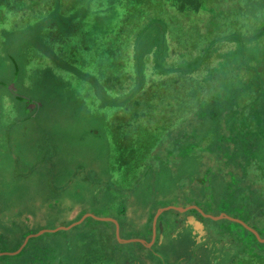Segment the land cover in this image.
I'll use <instances>...</instances> for the list:
<instances>
[{"label": "rangeland", "instance_id": "1", "mask_svg": "<svg viewBox=\"0 0 264 264\" xmlns=\"http://www.w3.org/2000/svg\"><path fill=\"white\" fill-rule=\"evenodd\" d=\"M224 1L207 0L206 10L191 16L197 22H205L209 9ZM234 1L227 0L225 6ZM166 8L165 2L158 11L167 14ZM252 13L249 14L255 19ZM258 18H264V10L258 11ZM37 19V22H57L54 18L41 21V16ZM33 33L18 34L0 47V264H24L22 246L27 238L44 235L39 245L48 243V233H56L51 237L56 242L65 237L69 243L85 242L94 225L105 226L110 221L98 222L91 215L117 220L121 214L125 215L135 226L141 222V230L135 234L146 237L156 213L168 206H195L188 212L198 211L215 236L227 228L229 232L235 228V232L246 234L250 252L256 243H259L258 251L264 249V237L259 235L262 240L257 237L259 242L254 241L252 231L240 222L226 217L212 218L225 214L240 219L264 236V204H252L255 193L251 189V184L256 185V194L264 197V175L258 178L254 165L249 169L247 162L257 156L249 153L244 157L247 163L241 162L240 154L250 144L241 145L231 156L226 150L219 153L218 146H213L222 142L227 131H236L235 122L239 125L237 132L244 128L240 126L241 119L231 115L238 95L229 88H224L222 93L228 81L221 79V74L216 73V81L203 86L202 123L190 138L192 142L181 141L172 147L169 143L172 141L156 128L163 118L167 117L168 123L173 120L175 112L168 109L146 117L147 113L139 112L140 103L133 102L131 106L138 114L125 110L119 102L111 105L91 96L82 82L88 77L71 71L68 78L58 61L44 56ZM101 55L94 59L98 69L110 71L109 60L103 62ZM120 55L116 53L112 58L115 69L123 66ZM112 75L122 82L121 77ZM172 86L179 90L189 87L187 84ZM250 88L248 102L256 103L264 120V93L256 97V89ZM170 93L166 87H154L139 99L158 105ZM185 106L186 99L181 107ZM225 154L231 159L225 158ZM263 157L261 151L260 160ZM229 161L238 172L249 176L245 178L247 186L242 185L248 189L247 194L227 167ZM215 163H224L225 167H220L225 173L222 179L214 174ZM258 173L264 171L261 169ZM127 197L135 199L133 205ZM236 203L247 206L240 211L233 206ZM176 211L170 209L158 218L171 237H166L165 243L156 248V264H179L186 248L195 244L192 228L183 223L186 213ZM81 220L80 224L66 229ZM77 226L80 229H75ZM34 242L29 245L32 247ZM70 244L74 249V244ZM227 245L216 253V264L232 261L233 251ZM22 249V254L17 256L19 252H15ZM203 252V264H206L212 251L204 248ZM258 254L257 264H264V251Z\"/></svg>", "mask_w": 264, "mask_h": 264}, {"label": "trees", "instance_id": "2", "mask_svg": "<svg viewBox=\"0 0 264 264\" xmlns=\"http://www.w3.org/2000/svg\"><path fill=\"white\" fill-rule=\"evenodd\" d=\"M165 2L167 14L163 10L158 11ZM206 2L207 0H0V47L16 35L32 31L37 37L38 45L43 48L44 56L58 61L68 78L71 77V71L88 77L86 82H82L91 96L98 97L104 103L108 101L111 105L120 103L125 110L128 108L129 112L131 110L136 113V108L132 110V103H140L139 112L147 113L146 117L157 116L168 109V112H175L173 120L168 119V123L167 117L166 120L163 118L156 128L172 141L169 142L172 147L181 141L191 143L190 138L199 131L202 123L200 113L203 86L215 82V75L219 73L221 79L228 81V86H223L222 93L224 88H229L238 95L232 105L231 115L241 119L240 126L244 128L237 132L239 125L235 122L236 131H227L222 142L213 146H218L219 153L226 150L231 156L240 150L241 145L250 144L240 154L243 158L241 162H248L249 169L251 164L254 165L256 176L262 178L264 173L258 171H264V160H260L261 151L264 152V120L256 103L249 104L251 96L248 95L250 86L256 89V97L264 93V18H258V11L264 10V2L235 0L231 5L225 6V0L222 5L209 9V18L205 22H197L191 14L197 15L206 10ZM249 13L256 18L252 19ZM38 16H41V21L54 18L57 22H37ZM232 20L234 22H229ZM244 20L245 22H238ZM116 53L121 54L124 61L120 69H115L112 64ZM36 54L41 56L38 52ZM100 54L103 62L109 60L108 67L112 73H109L111 70L98 69L94 59ZM112 74L121 77L123 83ZM219 82L222 81L219 79ZM184 84L189 87L179 90L172 86ZM154 87H166L171 93L164 95L158 105L154 101L141 102L139 97L142 93L151 91ZM184 99L186 106L182 108ZM249 153L257 156L255 160L252 159L253 162H246L244 159ZM227 154L224 157L231 159ZM218 164L215 163L216 169L222 170L220 167H225L224 163ZM227 167L238 178L243 193L247 194L245 178L249 176L238 172L230 161ZM255 186L251 184L255 193L252 204H264V197L256 194L258 190ZM239 205L235 208L242 209L240 211H244V206H247L246 203ZM192 214L199 213L193 211ZM149 228L150 233L146 237L133 233L127 238L141 237L149 241L153 226L149 225ZM242 228L246 233L247 229ZM235 230L234 228L231 233L227 228L215 236L210 229L199 244L212 252L223 250L229 244L230 248L227 249L233 252L232 261L228 264H257L258 252L264 249L258 251L259 243H256L250 252L246 234ZM257 232L264 237L260 231ZM55 235L56 233H48V243L39 245L38 242L42 241L44 235L30 238L23 248L24 264H125L127 258L122 253L126 249H136L140 255L145 250L144 256L152 252L141 243H120L115 234V224L110 221L105 226L94 225L85 242H70L74 244V249L66 237L56 242L51 238ZM251 235L254 241H258L253 232ZM32 240L35 242L31 247L29 244ZM242 247H245L244 250L239 252ZM23 249L16 253L17 256L22 254ZM200 256L197 254L196 259L199 260ZM194 264L198 262L194 261ZM209 264H216V258Z\"/></svg>", "mask_w": 264, "mask_h": 264}, {"label": "crops", "instance_id": "3", "mask_svg": "<svg viewBox=\"0 0 264 264\" xmlns=\"http://www.w3.org/2000/svg\"><path fill=\"white\" fill-rule=\"evenodd\" d=\"M14 91L16 92V90H14ZM214 174L216 176L220 177L221 179L225 175V173L222 170H219V169H216ZM127 198L130 199L131 202H132V203H130V205H133L135 199L133 197H127ZM239 204L240 203H236L233 206H240ZM176 212L186 213L185 219L183 220V223H185L187 226H190L192 228V230H193L192 239H194V242L196 243V244L192 243V245L190 244L188 246V248L189 247L191 248L189 250V252H187L188 248H186V250H185L186 254H184L182 257H179L178 263L179 264H192V262L196 261V262H198V264H203L204 263V254H205L203 252V250L205 248V249H207V251H210V249L206 248L204 245H200L199 243L202 242V240L204 239V237L206 235H208V232L210 230V226L201 217H198L195 214L189 213L188 210L185 211V212H181V211L177 210ZM120 216H121V218L119 220L115 219L118 222L119 226H120V235H121V232H123L122 233V236H123L122 238L123 239H132V238H127V236L130 237L133 233L135 234V232H137V230H141V227H140V223L141 222H139L138 226H135V225H133L132 223L129 222V220H128L129 217L127 218L125 215L122 216V214ZM92 218H94V217H92ZM94 219H96V218H94ZM221 219H224V218H221ZM96 220L102 221V220H99V219H96ZM110 222L114 223L113 221H110ZM178 223L181 224V221L178 220ZM157 226H158V231H157V234H156V238L154 239V242H152L153 234H152V237H151V239L149 241L146 238H141L140 237V239L145 241L146 244L142 243V242L125 243V242L119 241L122 244L141 243L147 249H149V250L151 249L152 250V252L150 254H148V256L145 255V256H147V257H145L144 256L145 250H142V255H140V254L137 253L136 249H134L132 251L126 249L125 252L122 253L123 257L125 258V256H126V258H127V260L125 259L126 260L125 264H151L152 262H153V264L157 263V261L155 260V256L158 255V253L156 251V248L162 246L165 243L166 237H169V238L171 237V235L166 234L167 232H165V230L167 228L164 227V224L162 223V221H160V222L157 221ZM115 234H116V225H115ZM175 234H178V233L175 232ZM172 238L174 239V236H172ZM151 242H152V245L151 246H147V244H149ZM134 247L140 248L139 246H136V245H134ZM217 247H220V245H217ZM218 250L219 249H217L215 252H212L211 255L208 256L209 257V261L213 260L214 257L216 258L215 254L218 252ZM197 254L201 255L199 257V260L196 259V255ZM209 263L210 262H207L206 264H209Z\"/></svg>", "mask_w": 264, "mask_h": 264}, {"label": "water", "instance_id": "4", "mask_svg": "<svg viewBox=\"0 0 264 264\" xmlns=\"http://www.w3.org/2000/svg\"><path fill=\"white\" fill-rule=\"evenodd\" d=\"M193 207H195V206H190V207H187V208L176 207V206H168V207L161 208V209L156 213L155 218H154V223H153V240H152V242H154V239L156 238V234H157V221H158V218H159V216H160L164 211H167V210H170V209H175V210H179V211H181V212H185V211H187V210H189L190 208H193ZM200 211L202 212V214L208 216V215L205 214L202 210H200ZM89 215H90V214H88L87 216H89ZM91 216L94 217V218H96V219H99V220H110V221H113V222L115 223V225H116V236H117V239H118L119 241H121V242H125V243H129V242H142V243H145V241H143V240L140 239V238L123 239V238L121 237V235H120V226H119L118 222H117L115 219H113V218L97 217V216H94V215H91ZM224 217L229 218V219L234 220V221H237V222H240V223L243 224L245 227L249 228V230H251V231H252V232H253L258 238H260L259 233H258L256 230H254L253 228L247 226V225H246L242 220H240V219H237V218L235 219V218L229 217V216H227V215H225V214H223L222 216H217V217L214 216V217H212V218H214V219H221V218H224ZM83 220H84V219H83ZM83 220L78 221V222H76L75 224H72L70 227H66V229H70V228H72L73 226H75V225H77V224H80ZM59 229H60V228H59ZM54 231H56V230H54ZM260 239H261V238H260ZM28 240H29V238H27V239L25 240V242H24V244H23L22 247L25 246V244L28 242ZM261 240H262V239H261ZM263 241H264V239H263ZM152 242L149 243V244H147V246H151V245H152ZM145 244H146V243H145ZM18 252H20V250L16 251L15 253H18Z\"/></svg>", "mask_w": 264, "mask_h": 264}]
</instances>
